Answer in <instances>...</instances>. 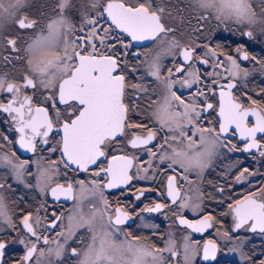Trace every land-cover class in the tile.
I'll return each mask as SVG.
<instances>
[{
    "label": "snow or ice",
    "instance_id": "1",
    "mask_svg": "<svg viewBox=\"0 0 264 264\" xmlns=\"http://www.w3.org/2000/svg\"><path fill=\"white\" fill-rule=\"evenodd\" d=\"M26 2L10 0L5 4L0 0V27L8 19L18 33L36 32L38 21L21 14ZM162 2L87 0L80 34L76 35L77 27L63 15L70 0H59L57 10L60 15L26 42L23 35L0 37L3 42L0 52L9 53L0 55V60L8 65L13 61L23 62L26 67V72L18 78L19 82L10 80L8 74H0V113L10 117L8 124L13 126L7 135L0 133V141L4 145H18V150L24 152L36 153L38 146L45 152H59V159L51 160L46 167L37 162L35 186L40 193L50 197L53 204L61 200L74 202L66 218L63 213L47 212L44 204L36 209L35 215L32 211L19 212L22 217L19 226L25 234L19 239L25 249L19 264H32L34 256L37 257L36 264H40L39 257L45 256L49 257V264H62L61 258L69 248L72 256L80 257L79 264H167L163 255L165 251L170 257L179 255L171 234L163 249L149 247L139 236L128 232L124 233L123 239H117L122 226L128 225L133 215L127 205L113 207V202L105 197V190L123 191L131 186L133 179H155L163 174L166 181L161 183L167 202H150L141 212L159 213L175 208L177 215L174 219L179 225L204 232L213 227L216 217L202 208L199 201L203 193L199 189L193 198L188 195L191 188H183L185 182L193 183L189 174L194 172L198 177L202 176L221 149L237 152L245 159H254L257 153L264 158V105H258L247 91L240 97L233 95L237 88L236 78L247 76V71L240 69L236 58L224 57L215 47L203 45L206 51L201 56L197 53L201 45H181L174 35L176 29L165 19ZM199 4L202 9H215L217 21L221 17L250 20L256 12L252 0H199ZM260 4L264 5V0H260ZM261 14L264 15V9ZM208 17H199L196 34L202 30L201 24ZM245 35L252 37L253 33L248 31ZM147 44L160 49L154 55L144 53L143 63L147 65V75L155 78L163 89L156 100H149L153 109L149 117L151 126L130 123L129 111L135 112L138 105L125 102L129 88L148 95L146 86L129 85L125 75L129 70L126 57L133 55L132 49ZM177 54L173 67L167 69L168 75L162 76V58L165 55L175 58ZM140 55L136 52L134 58ZM242 59H249L247 52ZM197 63L201 67L211 65L216 71L205 75L194 66ZM222 67L229 74L225 83L218 82ZM136 70V67L130 69L132 72ZM181 89L188 90L187 99H182L184 92ZM28 90L33 95L24 94ZM217 90L216 125L204 126L201 123L204 117L209 110H214L207 98L216 95ZM261 92L264 93V89ZM37 93L44 97L46 106H33ZM245 98L251 101L248 106L242 102ZM134 99L137 97L130 98ZM5 132H8L7 128ZM56 135L60 139L53 145L50 137ZM122 138L126 140L125 147L137 152L142 149L144 156L135 153L111 155L107 167L100 168L101 158L108 155L106 149ZM232 139L243 146L232 144ZM17 159L15 152L11 155L0 153V166L9 168L15 180L23 182L29 164L27 160L16 162ZM93 166L99 170L92 171ZM69 169L75 174L90 172L94 179L76 180L73 175L69 180ZM259 176L264 174L251 169L250 165H239L215 191L222 196L225 191L234 190V186L251 185L242 199L228 198L225 215L231 217L233 231L247 229L249 233L264 237V183H256ZM97 177L104 179L101 182L95 179ZM57 179L66 183H56ZM4 187L0 184V189ZM150 191L149 188H139L132 195L139 201ZM85 201L91 204L87 212L82 207ZM224 202L217 201L218 204ZM186 209L199 213V218L195 221L187 219L182 214ZM0 225L16 228L2 194ZM58 228L61 230L56 232ZM81 229L90 235L83 252L71 247ZM52 232L56 235L51 236ZM41 242L49 247L40 248ZM7 247L8 242L0 239V258ZM183 254L185 264H189L195 253L187 238ZM53 257L56 259L52 260ZM216 257V244L207 242L203 258L215 260ZM260 264H264V260Z\"/></svg>",
    "mask_w": 264,
    "mask_h": 264
},
{
    "label": "flooded vegetation",
    "instance_id": "2",
    "mask_svg": "<svg viewBox=\"0 0 264 264\" xmlns=\"http://www.w3.org/2000/svg\"><path fill=\"white\" fill-rule=\"evenodd\" d=\"M8 4L10 2H5ZM87 0H70L69 6L64 10L63 15L77 27L76 35H79V28L82 24L83 14L85 12L84 5ZM59 0H27L25 6L21 9L22 15H27L30 19H36L38 26L36 32L46 28V25L50 20L56 19L60 13L58 12ZM161 6L166 10L165 19L169 21L171 27L176 29L174 33L175 38L180 41L181 45L192 44L201 45L197 49V53L203 56L206 49L203 45H209L215 47L217 52H222L224 57L233 56L237 59L239 67L242 70L247 71V76L239 75L236 78L237 88L233 95L240 97L243 92L247 91L248 95L251 96L252 100H256L258 105H264V93L261 92L264 89V25L254 27L245 25L241 20L234 19L233 17L225 19L221 17L217 21V13L215 9H202L199 4V0L192 2L190 0H163ZM208 15V19L202 22L199 34H196L195 28L197 20L201 16ZM3 27H0V37H7L11 35H23L26 42L32 38L36 32L18 33L15 29V25L12 21L5 19ZM251 31L252 37L245 35L246 32ZM22 42V45L23 43ZM21 45V46H22ZM3 48V42L0 40V49ZM160 49L153 44H147L146 47L137 46L132 49L133 55L126 57V63L128 69L125 71L127 82L131 84H143L147 87L148 95L145 96L141 92H134L130 88L126 90V103L132 105H138L135 112L129 111V122L130 123H144L145 125H152V121L149 118L153 111L150 106L149 100H156L160 91L162 92V86L155 78L147 75V65L144 64L145 56L144 53H150L154 55L156 51ZM239 50V52H238ZM136 52L141 53L139 58H134ZM247 52L249 55L248 60H243V54ZM7 52H0V55H8ZM239 56V58H238ZM222 57V59L224 58ZM255 57V59H252ZM178 58L173 56L165 55L162 58V76H167V69L173 67L174 59ZM200 68L201 72L207 75L208 72L216 71L211 65L201 67L198 63L194 65ZM136 67L135 72L130 71L131 68ZM26 72V67L23 62L17 63L12 62L11 65L5 64L3 60H0V74H8L10 80L19 82V77ZM225 69L222 67L219 69L220 80L219 83H225L228 75H224ZM179 78V77H178ZM176 87H179L177 85ZM202 87V85L200 86ZM155 90V94H154ZM195 90V89H193ZM184 92L182 99H187L188 90L181 89ZM24 94L33 95L31 90H28ZM179 95V93H177ZM36 99L33 101V106L37 104H44V97L35 94ZM137 97V99L130 100L131 97ZM219 95L217 94L207 98V102L214 105V110H209V113L204 117L201 122L204 126H215L216 125V113L219 110ZM245 106L251 104L250 100L246 98L242 100ZM63 111V106H59ZM50 113L52 109H49ZM10 117L3 113H0V121H4L0 124V133L8 134L11 132L12 125L8 124ZM207 121V124H204ZM58 127V126H57ZM8 132H5V129ZM18 139V136L16 137ZM60 139L59 135L54 138L50 137L51 143L55 145L56 141ZM231 143L242 147L236 139H232ZM126 140L124 138L118 140L116 145L106 149L108 155L105 158H101L99 164L100 168L107 167V161L111 155H121L127 153L133 155L134 153L138 156H144L143 150L138 152L130 147H125ZM18 145L7 144L4 145L0 141V153H11L15 152V156L18 158L16 162L28 161L29 166L25 169V177L23 182L15 180L9 168L0 166V184H4L5 187L0 189V194L5 198V203L8 205L9 211L12 215L13 223L16 225L15 230L8 228L6 225H0L3 231H0V239H4L8 242V247L4 251V255L0 258V264H19L20 258L24 255V246L19 243V239L24 237V232L19 226V221L22 217L19 215L21 210L32 211L35 215L36 209L44 204L46 205V211H56L59 215L64 214L65 218L71 213L74 207L72 200H61L60 202L53 204L50 197L40 193L36 185V171L37 162L42 166L46 167L47 164L54 159H59V152L52 154L50 152L43 151L39 146L37 147L36 153L24 152L22 149L18 150ZM147 159V157H144ZM239 165L251 166V169L258 170L259 173L264 174V158H261L257 153L255 158L245 159L237 152L224 151L221 149L217 157L213 158L208 169L204 171L202 176H197L194 172L189 174V179L192 180V184L189 185L187 182L183 184L184 189L191 188L188 193L189 196L195 197L197 195V189L200 193H203L201 201L202 208L205 211H211L216 217L213 227L207 229L202 233H197L192 229H188L185 226L179 225L174 219L177 215L175 208L165 209L159 213H142L141 209L150 202L166 203L164 192V184L162 180L166 181V177L161 174L155 176V179H133L130 187H125L123 191L118 189L105 190V197L113 202V207L119 205H127L128 209L132 212L133 220L128 222V225L122 226V231L118 235L117 239H123L124 233L128 232L132 235L139 236L142 241L149 247L156 249L164 248V237L167 230L172 227H177L178 230H184L185 233H189L193 240L199 242V254L195 261V264H240L238 259H245L246 264H260L261 260H264V237L259 233H249L247 229H241L233 231V221L230 216L225 215L228 212L227 200L230 197L232 200L242 199L243 195L247 193L248 188L251 185H245L244 187L234 186V190L225 191L221 196L216 193L215 188L219 187L229 178L230 174ZM99 168L93 166L92 171H98ZM155 171V170H154ZM163 173V169H161ZM171 174V173H169ZM75 175L76 180L85 179L91 181L94 177L90 172H84L82 174H75L69 169V180H72ZM151 175V174H150ZM98 181H103V177L95 178ZM56 183H66L62 179H57ZM256 183H264V176H259ZM11 185L9 188L8 186ZM139 188H149L151 191L141 200L137 201L134 199L132 193ZM21 200L23 202H21ZM217 201H225L222 204H218ZM95 203V201H92ZM91 206L89 201H85L83 204V210L88 211ZM98 207H102L101 204H97ZM134 209V211H132ZM140 214L137 216V214ZM187 219L195 221L199 218V213L193 212L191 209L183 210L182 213ZM220 229L223 233L227 232V239H233L238 244L243 245L242 250L244 252V258L242 256L235 257L229 256L226 259L221 258L223 255V243L215 236L214 231ZM61 229H56L59 232ZM56 232L50 233L51 236H55ZM186 233V234H187ZM210 240L217 244V257L215 260H205L203 258V249L206 242ZM90 241L89 233L81 229L76 239V243L71 244V247H77V250L83 252L87 244ZM203 243V244H202ZM40 248L47 249L49 245H44L42 242L39 245ZM164 255V254H163ZM174 262L180 263L179 256L173 257ZM238 258V259H237ZM56 258H52L55 260ZM37 257H33L32 264H36ZM40 264H49V257H39ZM62 264H79L80 257L72 256L70 254V248L66 251L65 255L61 258ZM176 263V264H177Z\"/></svg>",
    "mask_w": 264,
    "mask_h": 264
},
{
    "label": "rangeland",
    "instance_id": "3",
    "mask_svg": "<svg viewBox=\"0 0 264 264\" xmlns=\"http://www.w3.org/2000/svg\"><path fill=\"white\" fill-rule=\"evenodd\" d=\"M5 2H10V0H4ZM192 2H195L196 0H190ZM253 6L255 8V14L254 16L250 19V20H241L242 22H244L245 25H250V26H254V27H258L261 25H264V15L261 14V10L264 9V5L260 4V0H252ZM7 4V3H6ZM234 19H236L235 17H233ZM239 58V56H238ZM224 75H229L226 71L224 72ZM187 233V232H186ZM184 230H178L177 227H172L171 229L167 230L165 237H164V248L167 244L169 235L171 234L172 238L175 239L176 243H177V251L179 253V258L177 256V258L179 259L180 263L177 264H185V260H184V254H183V246L185 243V238H187V242L192 245L193 251H194V255L192 256L189 264H195V261L197 259L198 254L200 253L199 250V242L195 241L192 239V237L190 236L189 233L186 234ZM215 236H217L223 243V255L221 256V258L226 259L229 256H235V257H240L242 256L244 258V252L242 250V246L241 244H238L237 241L233 240V239H227L226 236L224 235V233L220 230V229H216V231H214ZM203 244V243H202ZM233 249H235V251H232ZM240 255V256H239ZM164 259L167 261V264H176L174 262V258L170 257V253L168 252H164ZM238 259V258H237ZM245 259H238V262L240 264H246V260ZM176 261V260H175Z\"/></svg>",
    "mask_w": 264,
    "mask_h": 264
},
{
    "label": "water",
    "instance_id": "4",
    "mask_svg": "<svg viewBox=\"0 0 264 264\" xmlns=\"http://www.w3.org/2000/svg\"><path fill=\"white\" fill-rule=\"evenodd\" d=\"M206 230H207V229H206ZM206 230H205V231H206ZM197 233H202V232H197ZM209 241H210V240H208L207 242H209ZM207 242H206V243H207ZM212 242H213V241H212ZM214 243H215V242H214ZM215 244H216V243H215ZM216 246H217V244H216ZM210 260H212V259H209V261H210Z\"/></svg>",
    "mask_w": 264,
    "mask_h": 264
}]
</instances>
